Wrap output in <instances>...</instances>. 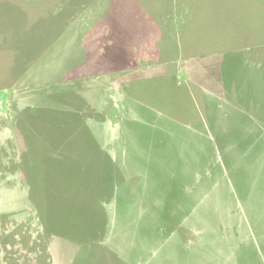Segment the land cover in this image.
<instances>
[{
  "label": "rangeland",
  "instance_id": "374dc122",
  "mask_svg": "<svg viewBox=\"0 0 264 264\" xmlns=\"http://www.w3.org/2000/svg\"><path fill=\"white\" fill-rule=\"evenodd\" d=\"M0 264H264V0H0Z\"/></svg>",
  "mask_w": 264,
  "mask_h": 264
},
{
  "label": "trees",
  "instance_id": "16d2710c",
  "mask_svg": "<svg viewBox=\"0 0 264 264\" xmlns=\"http://www.w3.org/2000/svg\"><path fill=\"white\" fill-rule=\"evenodd\" d=\"M242 68H245V67H242ZM246 69V68H245ZM160 226H162V224L160 225ZM162 229V228H161Z\"/></svg>",
  "mask_w": 264,
  "mask_h": 264
}]
</instances>
